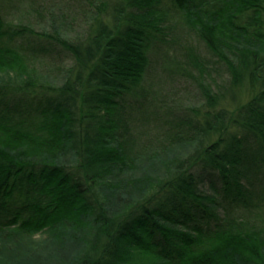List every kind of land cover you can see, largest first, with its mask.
<instances>
[{
	"label": "trees",
	"instance_id": "16d2710c",
	"mask_svg": "<svg viewBox=\"0 0 264 264\" xmlns=\"http://www.w3.org/2000/svg\"><path fill=\"white\" fill-rule=\"evenodd\" d=\"M33 234L57 264L256 255L264 0H0V262Z\"/></svg>",
	"mask_w": 264,
	"mask_h": 264
},
{
	"label": "rangeland",
	"instance_id": "374dc122",
	"mask_svg": "<svg viewBox=\"0 0 264 264\" xmlns=\"http://www.w3.org/2000/svg\"><path fill=\"white\" fill-rule=\"evenodd\" d=\"M75 33H77V29L74 28L72 34ZM14 244L17 247L13 246ZM14 244L9 246L14 247L13 253L14 255H17V257L10 260V264H24L23 261L25 256H29L30 258L35 256V258L44 259L45 264H57L48 254L49 252L46 250V244L43 241V235L41 234H33L23 244H19V242L16 241ZM254 247V252H256V255L251 254L250 257L245 255L241 258L234 257V260H232L230 264H264V246L255 245ZM0 264L4 263L0 262Z\"/></svg>",
	"mask_w": 264,
	"mask_h": 264
}]
</instances>
